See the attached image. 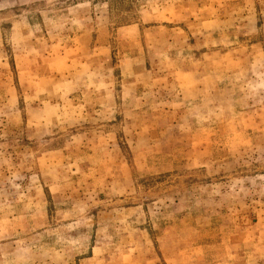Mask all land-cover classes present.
I'll use <instances>...</instances> for the list:
<instances>
[{
	"label": "rangeland",
	"instance_id": "rangeland-1",
	"mask_svg": "<svg viewBox=\"0 0 264 264\" xmlns=\"http://www.w3.org/2000/svg\"><path fill=\"white\" fill-rule=\"evenodd\" d=\"M0 264H264V0H0Z\"/></svg>",
	"mask_w": 264,
	"mask_h": 264
}]
</instances>
